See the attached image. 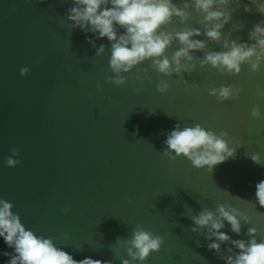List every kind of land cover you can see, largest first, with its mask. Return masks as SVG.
I'll return each mask as SVG.
<instances>
[{"label":"water","instance_id":"water-1","mask_svg":"<svg viewBox=\"0 0 264 264\" xmlns=\"http://www.w3.org/2000/svg\"><path fill=\"white\" fill-rule=\"evenodd\" d=\"M173 2L182 6V0ZM244 4L252 10L245 12ZM71 6L72 0H0V198L13 203L12 211L27 229L52 237L76 260L91 257L121 264V255L130 257L117 237L130 238L142 224L164 237L161 249L143 264H225L207 248L205 235L191 231L195 225L190 218L202 207L215 211L221 203L252 218L250 224L241 221L240 235L227 221L221 231L247 240V229L256 227L257 239H264V207L255 197L264 167L251 160L258 152L264 164V121L250 115L253 104L264 111V98L255 96L256 85L264 87V65L256 74L245 64L239 75H226L197 61L194 72L183 74L189 81L185 85L176 74L164 76L149 67V60L137 66L147 68L151 77L140 72L142 91H135L141 80L132 83L136 68L124 74L128 81L123 85L105 83L114 75L111 43L107 37L72 29L62 18ZM232 7L233 20L222 31L233 29L232 39L247 42L264 14L251 0ZM189 11L193 17L187 25L177 21L167 30L203 29L197 23L202 17ZM239 23L244 27L235 30ZM86 37L95 39L97 47L106 45V52L96 56ZM178 46L174 42L167 49L169 58ZM210 50L222 47L212 42L205 51ZM25 66L30 70L22 76L19 69ZM162 79L170 83L164 94L157 91ZM222 84L243 85L244 90L239 99L220 102L207 89ZM177 123L227 131L229 147L241 146L235 157L211 172L207 166L193 167L183 156L171 160L162 150ZM12 147L20 149L21 163L5 167ZM228 246L221 245L225 250ZM5 251L14 249L0 237V264L10 259Z\"/></svg>","mask_w":264,"mask_h":264},{"label":"clouds","instance_id":"clouds-1","mask_svg":"<svg viewBox=\"0 0 264 264\" xmlns=\"http://www.w3.org/2000/svg\"><path fill=\"white\" fill-rule=\"evenodd\" d=\"M40 2L43 3L44 0ZM233 3L236 8L241 6V0H182V6H178L173 0H72L73 6L66 10V15L62 18L71 22L72 29L79 27L86 34H98L96 38L107 37L111 43L109 67L114 75L106 77L105 83L123 85L128 81L124 74L136 68L132 83L141 80V87L135 89L140 92L143 87L140 72L143 71L147 79L151 77L147 75V68L140 69L137 66L149 60V67L164 76L176 74L185 85L189 81L183 74L194 72L197 61L200 67L210 66L226 75H239L245 64L249 66L250 74L259 73L264 65V19L253 25L247 42H238L239 38L232 39L233 29L227 33L222 30L233 20ZM251 4H255L257 11L264 14V3L251 0ZM243 7L245 12L252 10L250 4H244ZM189 9L202 17L197 23L203 24V29L185 26L182 30H167L166 26L177 21L187 25V21L193 17V12ZM243 27L244 24L239 23L235 30ZM120 29L124 31L121 32ZM200 36L206 38H194ZM86 39L96 49V56L106 52V45L100 44L97 47L95 39ZM174 42L179 46L169 58L167 49ZM212 42L221 45L222 50L205 51ZM196 51L204 53L203 58L194 55ZM29 70L27 66L19 69L22 76L27 75ZM96 87L99 90L102 85L98 82ZM194 87L199 90V85ZM169 88L168 80L162 79L157 84V91L161 94L167 93ZM243 90V85L226 84L207 89L208 94L215 96L220 102L239 99ZM255 96L264 98V87L257 84ZM154 113L155 111H150V114ZM250 115L253 120L264 121V111L258 104L251 106ZM228 136L227 131L216 132L199 123L194 126L177 123L168 132L164 141L166 147L162 153L171 160L183 156L191 161L193 167L207 166L211 172L215 165L235 157L236 149L241 146L238 143L236 147H229ZM10 153L5 158V167H15L21 163L17 158L20 155L19 148L12 147ZM251 160L264 167L258 152L251 154ZM255 188L256 200L264 207V179L256 183ZM13 207V203L0 198V237L9 248L14 249V252L2 253L10 257L6 264H113L112 260L91 257L74 259L72 254L57 246L52 237L37 235L33 230L27 229L20 215L12 211ZM62 211L66 213L68 209ZM190 218L195 225L191 231L205 235L207 248L214 251L225 264H264V239H257L256 227L247 229V240L232 239L227 232L221 231L227 221L231 225V231L240 235L241 221L245 224L252 222V218L239 208L221 203L216 206L215 211L202 207L199 213ZM63 235L67 237L68 234ZM163 242V236L155 235L142 224H137L130 238L116 239V243L126 249L127 256L130 257L121 255V264H143L153 251L161 249ZM197 243L200 244L199 241ZM222 244L230 246L225 250L221 247Z\"/></svg>","mask_w":264,"mask_h":264}]
</instances>
